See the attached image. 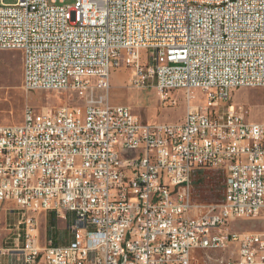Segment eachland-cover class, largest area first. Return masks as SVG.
Returning a JSON list of instances; mask_svg holds the SVG:
<instances>
[{"label": "built area", "instance_id": "obj_1", "mask_svg": "<svg viewBox=\"0 0 264 264\" xmlns=\"http://www.w3.org/2000/svg\"><path fill=\"white\" fill-rule=\"evenodd\" d=\"M65 1L0 0V50L20 51L22 87L87 100L0 124L13 264H192L214 247L225 248L218 264H264V228L231 227L264 220V121L228 103L234 88L264 87V0ZM123 67L165 106L182 91V120L148 123L98 102ZM202 168L223 174L217 203L192 197ZM46 212L69 215L67 243H41Z\"/></svg>", "mask_w": 264, "mask_h": 264}, {"label": "rangeland", "instance_id": "obj_2", "mask_svg": "<svg viewBox=\"0 0 264 264\" xmlns=\"http://www.w3.org/2000/svg\"><path fill=\"white\" fill-rule=\"evenodd\" d=\"M12 3L14 0H4ZM73 0H66L65 4L72 5ZM131 71L126 68L111 71L110 88L106 92H95L94 98L98 102L129 106L132 112L144 122L173 123L182 120L186 112V102L182 91H172L171 96H177L175 105L165 106L160 100V94L153 86L134 87L128 84ZM21 53L18 50H0V124L20 123L23 112L31 108L35 112L40 110H54L68 105L83 109L87 104L85 96H79L70 90H33L22 87ZM198 98L197 103L204 99L199 90H194ZM228 103L242 106L247 121H264V87H239L230 91ZM192 197L197 202L217 203L221 200L224 191L223 174L215 169L202 168L194 171L191 177ZM5 213L0 209V213ZM7 220L0 214V236H6V223H12L10 215ZM7 221V222H6ZM44 219H40V236H44L42 229ZM231 227L235 230H263L262 217L235 219ZM46 227L45 232H47ZM2 252V250H1ZM225 255L221 250L196 251L192 264H218L214 258ZM5 253H0V264L4 263Z\"/></svg>", "mask_w": 264, "mask_h": 264}, {"label": "crops", "instance_id": "obj_3", "mask_svg": "<svg viewBox=\"0 0 264 264\" xmlns=\"http://www.w3.org/2000/svg\"><path fill=\"white\" fill-rule=\"evenodd\" d=\"M0 209L4 210L5 212V213H2V212L0 213L2 216H4L5 220L8 219L7 214L10 215L12 220H15V217L11 214V204L10 203L1 204ZM50 216L54 217V225L51 231L52 236H49V233L45 232L46 227H48V219ZM41 219H44V223L42 226L44 236H40L41 243H43L47 237H52L54 242L58 244H64L70 240V234H69V230L67 226L69 222V215H67L64 218L62 214L56 215L52 212H46L41 216ZM10 224L11 222L6 223V231H7L5 234L6 236H0V253L6 254V258L4 259L3 264H13V259H12L11 253H9V250L17 247L13 243V238H15V236L11 235V229L9 228Z\"/></svg>", "mask_w": 264, "mask_h": 264}, {"label": "trees", "instance_id": "obj_4", "mask_svg": "<svg viewBox=\"0 0 264 264\" xmlns=\"http://www.w3.org/2000/svg\"><path fill=\"white\" fill-rule=\"evenodd\" d=\"M53 225H54V217L50 216L49 219H48V230H47L49 235H51V231H52Z\"/></svg>", "mask_w": 264, "mask_h": 264}, {"label": "bare ground", "instance_id": "obj_5", "mask_svg": "<svg viewBox=\"0 0 264 264\" xmlns=\"http://www.w3.org/2000/svg\"><path fill=\"white\" fill-rule=\"evenodd\" d=\"M203 250H221V251L225 252V248L224 247L203 248L202 251ZM217 263H218V261H217Z\"/></svg>", "mask_w": 264, "mask_h": 264}]
</instances>
